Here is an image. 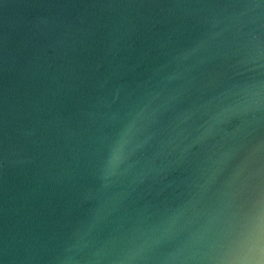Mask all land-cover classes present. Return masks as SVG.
Masks as SVG:
<instances>
[{
  "label": "water",
  "instance_id": "obj_1",
  "mask_svg": "<svg viewBox=\"0 0 264 264\" xmlns=\"http://www.w3.org/2000/svg\"><path fill=\"white\" fill-rule=\"evenodd\" d=\"M264 264V0H0V264Z\"/></svg>",
  "mask_w": 264,
  "mask_h": 264
},
{
  "label": "clouds",
  "instance_id": "obj_2",
  "mask_svg": "<svg viewBox=\"0 0 264 264\" xmlns=\"http://www.w3.org/2000/svg\"><path fill=\"white\" fill-rule=\"evenodd\" d=\"M226 264H227V262H226Z\"/></svg>",
  "mask_w": 264,
  "mask_h": 264
}]
</instances>
